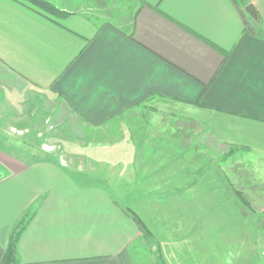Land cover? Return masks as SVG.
Instances as JSON below:
<instances>
[{
    "label": "crops",
    "instance_id": "obj_1",
    "mask_svg": "<svg viewBox=\"0 0 264 264\" xmlns=\"http://www.w3.org/2000/svg\"><path fill=\"white\" fill-rule=\"evenodd\" d=\"M49 1L69 15L0 0V64L89 128L139 122L144 142L115 152V163L89 159L91 182L74 178L76 164L52 150L30 158L0 146V264L29 211L20 264H136L143 235L131 194L161 201L180 190L159 189L180 185L184 200L200 201L207 154H264V0H249L259 21L233 0H116L122 9L105 14V0ZM158 116L179 118L197 149L174 135L153 147Z\"/></svg>",
    "mask_w": 264,
    "mask_h": 264
},
{
    "label": "rangeland",
    "instance_id": "obj_2",
    "mask_svg": "<svg viewBox=\"0 0 264 264\" xmlns=\"http://www.w3.org/2000/svg\"><path fill=\"white\" fill-rule=\"evenodd\" d=\"M64 1L73 4L75 0ZM100 6H106L99 9L102 14L122 9L116 0H105ZM145 109L140 113L150 110ZM153 112L162 114L159 109ZM138 123L116 121L103 129L89 128L71 114L64 102L33 88L0 64V146H11L30 158L40 156L45 149L52 150L63 164H76L71 175L80 182H91L89 176L85 177L89 159L104 162L110 156L109 163H115V152H133L141 146ZM157 125L153 147L156 141L159 146L164 139L168 143L174 135L180 140L189 138L191 152L197 149L196 138H192L191 131L186 135L180 128L179 118L158 116ZM212 156L207 154L202 161L206 170H199L202 174L197 188L202 187V181L208 182L200 201L192 196L184 200L180 185L159 189V194L180 190L173 193V198H157L161 201H147L144 194L139 200V192L134 200L131 194L137 208L130 209L131 214L144 223L146 230L142 244L132 250L136 264H264V154ZM191 161L194 164L192 157ZM214 180L217 182L210 184ZM145 190L142 187V193ZM213 190L222 197L211 195ZM236 190L249 204L243 203Z\"/></svg>",
    "mask_w": 264,
    "mask_h": 264
},
{
    "label": "trees",
    "instance_id": "obj_3",
    "mask_svg": "<svg viewBox=\"0 0 264 264\" xmlns=\"http://www.w3.org/2000/svg\"><path fill=\"white\" fill-rule=\"evenodd\" d=\"M17 1H21L29 4L35 10L51 18H64L69 15L68 12L60 10L49 0H17ZM233 1L239 7V9L242 10L243 14L249 19H251L245 11V7L248 4H250V1L249 0H233ZM236 193L239 197L243 199L244 204H249V202H247L243 197L241 191L236 190ZM33 216L34 213L32 211H29L14 227L10 236V240L2 264H20L18 244L24 229L26 228L28 223L32 220ZM134 221L138 224L141 233L146 234L144 223H142V221L137 216H134Z\"/></svg>",
    "mask_w": 264,
    "mask_h": 264
},
{
    "label": "water",
    "instance_id": "obj_4",
    "mask_svg": "<svg viewBox=\"0 0 264 264\" xmlns=\"http://www.w3.org/2000/svg\"><path fill=\"white\" fill-rule=\"evenodd\" d=\"M245 11L252 20L259 21V14L253 4H248Z\"/></svg>",
    "mask_w": 264,
    "mask_h": 264
}]
</instances>
